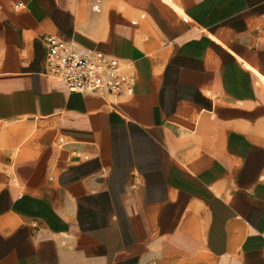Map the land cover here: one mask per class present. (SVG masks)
<instances>
[{"label":"crops","instance_id":"obj_1","mask_svg":"<svg viewBox=\"0 0 264 264\" xmlns=\"http://www.w3.org/2000/svg\"><path fill=\"white\" fill-rule=\"evenodd\" d=\"M171 1L0 0V264H264V0ZM46 34L132 90L69 91Z\"/></svg>","mask_w":264,"mask_h":264},{"label":"built area","instance_id":"obj_2","mask_svg":"<svg viewBox=\"0 0 264 264\" xmlns=\"http://www.w3.org/2000/svg\"><path fill=\"white\" fill-rule=\"evenodd\" d=\"M16 7L22 6L18 2ZM46 46L45 74L62 82L69 91L105 96L117 102L135 83L133 62L120 61L113 56L80 46L74 40L55 35L43 36Z\"/></svg>","mask_w":264,"mask_h":264},{"label":"bare ground","instance_id":"obj_3","mask_svg":"<svg viewBox=\"0 0 264 264\" xmlns=\"http://www.w3.org/2000/svg\"><path fill=\"white\" fill-rule=\"evenodd\" d=\"M164 1H166V2H168V3H170L171 5H173V7L174 8H178L171 0H164ZM179 9V8H178ZM261 75V74H260ZM262 78V80H264V77H261ZM264 82V81H263Z\"/></svg>","mask_w":264,"mask_h":264}]
</instances>
